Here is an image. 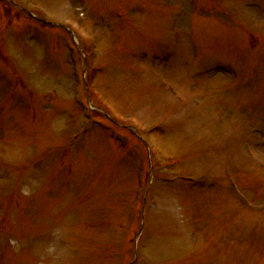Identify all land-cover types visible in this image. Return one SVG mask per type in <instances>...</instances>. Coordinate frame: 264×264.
Masks as SVG:
<instances>
[{
  "label": "rangeland",
  "instance_id": "374dc122",
  "mask_svg": "<svg viewBox=\"0 0 264 264\" xmlns=\"http://www.w3.org/2000/svg\"><path fill=\"white\" fill-rule=\"evenodd\" d=\"M0 264H264V0H0Z\"/></svg>",
  "mask_w": 264,
  "mask_h": 264
}]
</instances>
